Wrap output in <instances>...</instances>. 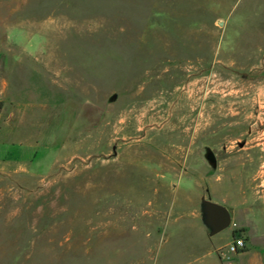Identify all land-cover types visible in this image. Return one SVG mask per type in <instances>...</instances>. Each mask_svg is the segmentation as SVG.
<instances>
[{
	"label": "rangeland",
	"instance_id": "374dc122",
	"mask_svg": "<svg viewBox=\"0 0 264 264\" xmlns=\"http://www.w3.org/2000/svg\"><path fill=\"white\" fill-rule=\"evenodd\" d=\"M0 103V264H186L202 197L264 209V0H0Z\"/></svg>",
	"mask_w": 264,
	"mask_h": 264
},
{
	"label": "crops",
	"instance_id": "0c3cea01",
	"mask_svg": "<svg viewBox=\"0 0 264 264\" xmlns=\"http://www.w3.org/2000/svg\"><path fill=\"white\" fill-rule=\"evenodd\" d=\"M206 199L225 206L236 228L229 227L221 237L213 239L223 231L210 235L202 219L182 221L178 231L187 229L195 236L181 252V255L189 259L186 264H264V209L242 193L237 194L236 199L233 197L231 203L226 202L230 200L228 196L215 198L217 200L206 196ZM237 230L243 232L235 234ZM236 237L244 240V251L226 254L225 248Z\"/></svg>",
	"mask_w": 264,
	"mask_h": 264
},
{
	"label": "water",
	"instance_id": "95a60500",
	"mask_svg": "<svg viewBox=\"0 0 264 264\" xmlns=\"http://www.w3.org/2000/svg\"><path fill=\"white\" fill-rule=\"evenodd\" d=\"M210 152L206 158L214 166V161L210 158ZM201 213L204 225L209 229L210 235L217 234L228 229L231 225V214L229 210L218 203H215L205 197L201 198Z\"/></svg>",
	"mask_w": 264,
	"mask_h": 264
},
{
	"label": "built area",
	"instance_id": "2783aa9c",
	"mask_svg": "<svg viewBox=\"0 0 264 264\" xmlns=\"http://www.w3.org/2000/svg\"><path fill=\"white\" fill-rule=\"evenodd\" d=\"M245 249V242L243 239H241L240 237H236L226 248H225V253L226 254H236L242 250ZM223 253V252H222ZM221 253V254H222ZM224 255V253H223Z\"/></svg>",
	"mask_w": 264,
	"mask_h": 264
},
{
	"label": "trees",
	"instance_id": "16d2710c",
	"mask_svg": "<svg viewBox=\"0 0 264 264\" xmlns=\"http://www.w3.org/2000/svg\"><path fill=\"white\" fill-rule=\"evenodd\" d=\"M0 107H1V103H0ZM243 231L242 230H240V231H235L234 233L236 234V233H242ZM244 251V250H243Z\"/></svg>",
	"mask_w": 264,
	"mask_h": 264
},
{
	"label": "flooded vegetation",
	"instance_id": "af4514ba",
	"mask_svg": "<svg viewBox=\"0 0 264 264\" xmlns=\"http://www.w3.org/2000/svg\"><path fill=\"white\" fill-rule=\"evenodd\" d=\"M209 156H210V158H212V159H213V155H212V154H210Z\"/></svg>",
	"mask_w": 264,
	"mask_h": 264
}]
</instances>
